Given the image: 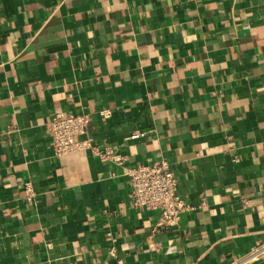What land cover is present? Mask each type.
Masks as SVG:
<instances>
[{
  "label": "crops",
  "instance_id": "obj_1",
  "mask_svg": "<svg viewBox=\"0 0 264 264\" xmlns=\"http://www.w3.org/2000/svg\"><path fill=\"white\" fill-rule=\"evenodd\" d=\"M79 110L126 166L172 162L196 206L178 227L135 207L126 166L55 156L51 117ZM262 244L264 0H0V264H230Z\"/></svg>",
  "mask_w": 264,
  "mask_h": 264
},
{
  "label": "built area",
  "instance_id": "obj_2",
  "mask_svg": "<svg viewBox=\"0 0 264 264\" xmlns=\"http://www.w3.org/2000/svg\"><path fill=\"white\" fill-rule=\"evenodd\" d=\"M91 121L90 113L85 110L55 113L47 128L50 150L55 156L92 150L102 161L126 166L127 156L122 151L112 148L102 149L93 142L90 133ZM145 133L150 134L152 131L142 134ZM138 135L140 134L127 138ZM125 172L131 180V196L135 207L159 211L155 230L178 227L185 214L196 208L179 192L178 177L172 162L166 157H161L152 163L126 166ZM32 196V190L29 189L28 197L31 199ZM115 251V248H111L110 253L114 255ZM262 256H264V244L230 264H250Z\"/></svg>",
  "mask_w": 264,
  "mask_h": 264
}]
</instances>
